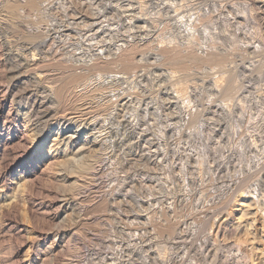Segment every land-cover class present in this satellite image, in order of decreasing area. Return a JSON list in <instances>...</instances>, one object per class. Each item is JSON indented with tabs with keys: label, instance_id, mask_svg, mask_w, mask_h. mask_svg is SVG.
Segmentation results:
<instances>
[{
	"label": "rangeland",
	"instance_id": "374dc122",
	"mask_svg": "<svg viewBox=\"0 0 264 264\" xmlns=\"http://www.w3.org/2000/svg\"><path fill=\"white\" fill-rule=\"evenodd\" d=\"M6 1L10 2L13 0H4V3ZM23 1L24 0L21 2ZM39 1L42 7L40 11H37L38 15L36 13L25 14L22 12L24 16L21 13L18 15L19 18L16 16L17 19H12L11 17L8 19L5 7L4 11H2L3 14L2 12L0 13L3 19L2 20L0 17V98H2L0 99V264H98L100 261L99 264H263L264 159L262 158H264V6L257 4L255 0L253 2L252 0ZM199 1H202L201 4ZM42 10L45 11V13L42 12ZM178 11L181 12L178 13ZM210 11L213 12V14ZM202 14L204 16H202ZM21 15L23 18H21ZM180 15L182 17H180ZM178 17L181 20L178 19ZM21 19L25 22H20ZM11 20L14 24H12ZM94 22L98 24L96 25ZM207 22L208 24H206ZM169 24H171V26ZM191 26L195 28L193 29ZM189 30H191V32ZM28 32L31 34L34 33L35 35L29 36L30 34H28L27 36ZM87 32L90 33L88 34ZM203 33L205 34L203 35ZM31 37L36 39L31 40L33 39ZM205 38H207V40ZM31 41H34L32 43L37 42V46H41L46 51L50 50L48 52H38L37 56L41 64L38 63L39 65L35 66V69L28 68L31 70L30 71L20 67L17 60H14L13 52L14 50L20 51L21 48L22 51L25 46L29 47ZM121 42L124 46H129L125 47L127 50L128 48H133V57L131 56L133 64H128L130 67L120 61H114L113 63L109 53H103V58L96 59L98 63L102 64L100 68L96 70H91L90 67H86V65H84L85 67L82 66V59L91 63V61H89L90 55L96 51L98 52L97 49L110 48L109 50L114 52L117 50V43L121 44ZM215 43L216 45H214ZM159 45L162 47H178L182 53L184 51V56L182 58H188L189 60L183 59V62L181 58V61L179 60L175 63L174 60L169 58L170 62H168L169 60H165L168 58H161L162 54L167 53V51L164 52L165 49L163 50ZM257 45L258 48L255 49L256 51L253 50ZM124 46L121 48L125 49ZM7 48H9V50ZM123 49H118L117 51H122ZM60 50H62L61 52L63 53H61ZM81 50L90 52V55L82 57L83 53H80L81 55L72 54V52L79 53ZM215 53L217 55H215ZM203 55L205 57L202 61L203 63L204 60H206V56L210 58L207 60L212 62L215 58H219L218 55H220L223 61H220L221 59L219 58L220 60L215 59L216 63L213 61L212 64L210 62H205L203 64L200 61L202 59H200V57H203ZM58 56L59 58H57ZM10 57H12V59ZM56 58L57 60H55ZM194 58L196 60H194ZM7 60L12 63L7 62ZM13 60L20 68L13 63ZM181 62L183 64H181ZM144 63L147 64L145 65ZM10 64L13 65L9 67ZM14 65L16 68L12 69ZM69 68H73L77 73H82L83 77L88 76V81L92 82V86L90 85L89 87L90 89L96 86L97 83L94 82L96 81L94 78H96L95 76L99 72L102 75L120 74L119 76H121V78L119 79L120 81H117L118 79L116 81H111L112 84L109 83L106 85L107 87L104 86L105 89L99 92L97 91L93 96L96 97L95 99L86 98V100H81V102L79 100L80 105L79 102H77L78 100L74 101L72 97L70 99L65 98L64 95L61 94L58 96V93L53 91V102L47 103V106L53 103L51 107L54 105V108H58L62 111L66 109V111H70H65L66 113L59 112L60 115H65L67 113L72 114L74 111H80L81 103L86 102L88 105H86L87 108L83 111L84 113L86 112V123L93 124L90 126L91 129L88 128L85 131L76 132L80 124L77 123L68 126L69 128L66 129V125L60 127L56 123V118L54 117H58L59 113L55 114L56 116L51 115L49 126L45 127V125H43L45 128L39 133L42 137L37 136L38 148L37 151L34 150L33 152L29 150L32 145L31 142L28 143L29 145H25L24 143L20 144L21 142H18L17 139V136L22 132L27 133L28 131V135L32 132V127H27L25 120L21 117V113L25 112L24 107L16 108V112L20 114L21 117L20 124L17 126L15 122L16 118L13 114L8 112L13 111L11 110V106H9L8 103L3 107L4 101H9L13 98L12 94L21 92L23 90L22 86H26V82L22 83L23 80L26 81L28 78L34 77L35 74H44L46 79L44 78V81L41 83L43 86L58 89V86L60 88V86L66 85L69 81V77H67L70 72ZM84 68L86 70L88 68L90 71L87 70L85 72ZM209 68L212 70H209ZM17 70H21L22 72L19 71L21 74L17 73L18 76L13 75ZM208 70L209 72H207ZM48 72L50 73L48 74ZM228 74L230 78L233 79L230 80L229 76H226ZM89 76L92 79L89 78ZM131 77L133 79H131ZM216 77H219L218 80L221 77H223L224 80H229H226L227 82L222 80L226 85L220 81L222 82L221 86L220 82L214 84ZM21 80L22 82H20ZM19 82L22 84H19ZM234 83L236 84L235 86H238L240 89H235L234 92L236 93L234 94L225 89L227 93H230V95L227 94L224 88ZM32 86L34 87V84ZM32 86L28 89H32ZM217 86L223 89L219 90ZM127 88H130L129 91ZM44 92V89L40 88L39 93L43 95L45 94ZM223 95L225 96L222 97ZM55 96L56 98L58 96V98L55 99ZM237 100L238 103L236 102ZM221 106L222 108H220ZM94 123H96V125ZM229 123L231 124L229 125ZM149 128L151 130H149ZM64 129L66 133L61 137V134L58 133ZM199 133L201 134L199 135ZM227 137H230V140ZM236 138L239 139L237 140ZM179 139L181 141H179ZM242 139H244V141ZM238 145H241L242 148ZM41 147L43 148L41 149ZM225 147L226 150H224ZM96 148L98 149L96 150ZM39 152L45 154L44 158L38 155ZM162 153L164 154L162 155ZM242 154L244 155L242 156ZM70 156L71 158L73 156L72 160L81 161L83 158L84 161L86 160L87 162L92 157L93 160L90 159V163L92 162V165H96H93L94 168L92 167L93 169L90 171L92 174L90 173L91 176L89 175L85 182L86 184L83 183L84 181H79L76 178V174L72 175L75 168L67 163ZM84 156L88 158V160ZM181 158L184 160L182 161ZM21 159L22 161L26 159V164H28L25 170L22 169L21 172L15 171L14 173L11 172V165L13 162L20 161ZM65 160L67 162L63 163L62 161ZM49 162L54 165L51 164V167ZM226 170L228 172H226ZM71 172L72 174H70ZM208 173L211 174L209 175ZM22 178H25V180L28 178L27 182L25 180L23 181ZM29 178L31 179L29 180ZM224 182L225 184L222 185ZM77 184L79 186H77ZM171 184H173V186ZM158 189L160 190V194ZM242 192L249 198V202H254L256 205L258 204L256 210H254V214H252L254 218H250V222H253L254 220L252 219H255L253 222V228H255L253 229V233L256 235L255 240H249L247 236L248 233L243 223L244 221L242 218H239L241 217L239 197L240 193L243 194ZM162 193L165 194L163 195ZM221 196L222 198H220ZM177 214L179 216H177ZM260 214L263 215V217ZM167 227L168 229H165ZM76 228L78 230H75ZM237 239H239V242H237ZM241 240L243 242H241ZM18 241L19 243H17ZM12 243L17 245L18 248L14 249L15 252L13 253L9 251V253L6 252L8 246ZM240 243H242V245ZM162 244H167V247ZM238 244H240L241 247L238 246ZM167 261L169 262L167 263Z\"/></svg>",
	"mask_w": 264,
	"mask_h": 264
},
{
	"label": "bare ground",
	"instance_id": "6f19581e",
	"mask_svg": "<svg viewBox=\"0 0 264 264\" xmlns=\"http://www.w3.org/2000/svg\"><path fill=\"white\" fill-rule=\"evenodd\" d=\"M19 1H20V3H19ZM19 1H17V0H13V1H6L5 3H4V0H0V13L2 12V11H4V7L6 8L5 10L7 11V17H8V19H10L9 17H11L12 19H17V18H19L18 17V15H20L22 12L23 13H25V14H27V13H29V14H32V13H36L37 15H38V13H37V11H40V9H41V7H42V5H41V3H40V1L39 0H24L23 2H21L22 0H19ZM94 1V0H93ZM101 1V0H100ZM136 1V0H135ZM164 1V0H163ZM180 1V0H179ZM184 1V0H183ZM218 1V0H217ZM222 1V0H221ZM246 1V0H245ZM254 0H252V2H253ZM52 2V1H51ZM174 2V1H173ZM200 2V1H199ZM202 2V1H201ZM201 2H200V4H201ZM206 2V1H205ZM211 2V1H210ZM235 2V1H234ZM255 2L257 3V4H260V5H262V6H264V0H255ZM96 3V2H95ZM170 3V2H169ZM177 3V2H176ZM243 3V2H242ZM128 4H131V3H128ZM167 4V3H166ZM165 4V5H166ZM191 4V3H190ZM246 5V4H245ZM130 6V5H129ZM215 6V5H214ZM113 7V6H112ZM170 7V6H169ZM45 8V7H44ZM47 8V7H46ZM130 8V7H129ZM132 8V7H131ZM167 8V7H166ZM178 8V7H177ZM195 8V7H194ZM214 8V7H213ZM217 8V7H216ZM49 9V8H48ZM141 9V8H140ZM174 9V8H173ZM182 9V8H181ZM162 10V9H161ZM179 10V9H178ZM183 10L185 11V9H184V7H183ZM195 10V9H194ZM212 10V9H211ZM214 10H216V9H214ZM21 11V12H20ZM124 11V10H123ZM136 11V10H135ZM139 11V10H138ZM156 11V10H155ZM154 11V12H155ZM167 11V10H166ZM177 11V10H176ZM263 11V10H262ZM42 12H44L45 13V11H43L42 10ZM153 12V13H154ZM179 12H181V11H178V13ZM192 12V11H191ZM211 12V11H210ZM217 12V11H216ZM22 13V14H23ZM129 13V12H128ZM141 13V12H140ZM144 13V12H143ZM158 13H159V11H158ZM177 13V12H176ZM202 13V12H201ZM200 13V14H201ZM212 14H213V12H211ZM264 13V12H263ZM2 14H3V12H2ZM152 14V13H151ZM183 14V13H182ZM199 14V15H200ZM238 14V13H237ZM36 15V16H37ZM99 15V14H98ZM132 15V14H131ZM140 15V14H139ZM150 15V14H149ZM166 15V14H165ZM171 16H173L172 14H170ZM179 15V14H178ZM209 15V14H208ZM6 16V15H5ZM16 16H17V18H16ZM23 16H24V14H23ZM23 16L21 15V18H23ZM29 16V15H28ZM28 16H26V17H28ZM32 16V15H31ZM186 16V15H185ZM202 16H204L203 14H202ZM263 16V15H262ZM1 17V16H0ZM4 17V16H3ZM6 17V18H7ZM14 17V18H13ZM26 17H24V18H26ZM33 17V16H32ZM131 17V16H130ZM166 17V16H165ZM180 17H182L181 15H180ZM200 17V16H199ZM211 17H212V15H211ZM217 17H218V14H217ZM245 17V16H244ZM5 18V17H4ZM29 18V17H28ZM66 18V17H65ZM177 18V17H176ZM184 18V17H183ZM202 18H204V17H202ZM1 19H2V17H1ZM31 19V18H30ZM178 19H180L179 17H178ZM191 19V18H190ZM258 19V18H257ZM3 20V19H2ZM1 20V21H2ZM7 20V19H6ZM168 20V19H167ZM181 20V19H180ZM188 20V19H187ZM186 20V21H187ZM193 20V19H192ZM209 20V19H208ZM215 20V19H214ZM246 20V19H245ZM7 21H9V20H7ZM12 21V20H11ZM19 21V20H18ZM191 21V20H190ZM199 21V20H198ZM221 21V20H220ZM243 21V20H242ZM259 21V20H258ZM20 22H25V21H23L22 19H21V21ZM97 22V21H96ZM96 22H94V23H96ZM201 22H202V20H201ZM204 22H205V20H204ZM5 23V22H4ZM11 23V22H10ZM15 23H17V22H15ZM19 23V22H18ZM57 23V22H56ZM103 23V22H102ZM101 23V24H102ZM124 23V22H123ZM122 23V24H123ZM170 23V22H169ZM197 23V22H196ZM199 23V22H198ZM243 23V22H242ZM247 23V22H246ZM7 24V23H6ZM12 24H14L13 23V21H12ZM25 24V23H24ZM54 24V23H53ZM90 24V23H89ZM98 23H96V25H97ZM105 24V23H104ZM154 24V23H153ZM175 24V23H174ZM184 24V23H183ZM189 24V23H188ZM202 24V23H201ZM206 24H208V22L206 23ZM218 24V23H217ZM245 24V23H244ZM17 25H20V24H17ZM88 25V24H87ZM94 25V24H93ZM145 25V24H144ZM163 25V24H162ZM170 26H171V24H169ZM186 25V24H185ZM191 25V24H190ZM195 25H197V24H195ZM200 25V24H199ZM210 25V24H209ZM213 25V24H212ZM249 25V24H248ZM260 25V24H259ZM263 25H264V17H263ZM58 26V25H57ZM166 26V25H165ZM207 26V25H206ZM6 27H7V25H6ZM6 27H3V28H6ZM100 27V26H99ZM156 27V26H155ZM167 27H168V25H167ZM178 27H180V26H178ZM192 27V26H191ZM3 28H1V29H3ZM68 28H69V26H68ZM87 28H88V26H87ZM111 28V27H110ZM124 28V27H123ZM126 28V27H125ZM147 28V27H146ZM171 28V27H170ZM193 29L195 28V27H192ZM203 28V27H202ZM221 28V27H220ZM247 28V27H246ZM251 28V27H250ZM20 29H22V28H20ZM47 29V28H46ZM97 29V28H96ZM117 29V28H116ZM128 29V28H127ZM130 29V28H129ZM138 29V28H137ZM180 29V28H179ZM189 29V28H188ZM209 29V28H208ZM216 29V28H215ZM256 29V28H255ZM50 30V29H49ZM120 30V29H119ZM217 30V29H216ZM115 31V30H114ZM133 31V30H132ZM143 31V30H142ZM154 31V30H153ZM190 32H191V30H189ZM194 31V30H193ZM210 31V30H209ZM221 31V30H220ZM249 31V30H248ZM39 32V31H38ZM37 32V33H38ZM55 32V31H54ZM120 32V31H119ZM147 32V31H146ZM196 32V31H195ZM207 32V31H206ZM244 32V31H243ZM261 32V31H260ZM48 33H49V31H48ZM88 33V32H87ZM90 33V32H89ZM88 33V34H89ZM142 33V32H141ZM223 33V32H222ZM249 33V32H248ZM255 33V32H254ZM259 33V32H258ZM28 34H30L29 36H31V35H35L34 33L33 34H31V33H27V36H28ZM135 34V33H134ZM205 33H203V35H204ZM207 34V33H206ZM256 34V33H255ZM261 34V33H260ZM48 35V34H47ZM58 35H59V33H58ZM66 35H67V33H66ZM65 35V36H66ZM69 35V34H68ZM131 35V34H130ZM156 35V34H155ZM193 35H195V34H193ZM200 35V34H199ZM210 35V34H209ZM208 35V36H209ZM214 35H216V34H214ZM223 35V34H222ZM230 35V34H229ZM3 36V35H2ZM27 36H25V37H27ZM49 36V35H48ZM53 36V35H52ZM86 36V35H85ZM126 36H127V34H126ZM138 36V35H137ZM231 36V35H230ZM236 36V35H235ZM244 36V35H243ZM251 36V35H250ZM260 36V35H259ZM35 37H37V36H35ZM136 37V36H135ZM145 37V36H144ZM147 37V36H146ZM156 37V36H155ZM189 37H190V35H189ZM218 37V36H217ZM222 37V36H221ZM234 37V36H233ZM245 37V36H244ZM243 37V38H244ZM31 38H33V39H31V40H34V39H36V38H34V37H31ZM133 38V37H132ZM132 38H131V40H132ZM160 38V37H159ZM199 38V37H198ZM210 38V37H209ZM208 38V39H209ZM3 39V38H2ZM8 39V38H7ZM61 39V38H60ZM66 39H67V37H66ZM100 39V38H99ZM125 39V38H124ZM128 39H129V37H128ZM127 39V40H128ZM152 39H153V37H152ZM178 39V38H177ZM188 39V38H187ZM206 40H207V38H205ZM219 39V38H218ZM233 39V38H232ZM6 40V39H5ZM5 40H3V41H5ZM62 40V39H61ZM130 40V39H129ZM134 40V39H133ZM143 40V39H142ZM172 40V39H171ZM182 40V39H181ZM196 40V39H195ZM231 40V39H230ZM237 40V39H236ZM241 40V39H240ZM51 41V40H50ZM68 41V40H67ZM92 41V40H91ZM91 41H90V43H91ZM122 41V40H121ZM141 41V40H140ZM170 41V40H169ZM176 41V40H175ZM178 41V40H177ZM201 41V40H200ZM209 41V40H208ZM207 41V42H208ZM233 41V40H232ZM231 41V42H232ZM32 42H34V41H31L30 43H31V45L30 44H28V45H30L29 47L28 46H25L24 48H23V50L21 51V49H20V51H15L14 50V52H13V54H14V60L16 59L17 60V63L20 65V67L21 68H25L26 70L28 69V68H30V69H35V66H37V65H39V64H41V63H39V58H38V56H37V54H38V52H48V51H46V50H44L41 46H37V42L36 43H32ZM120 42V41H119ZM130 42V41H129ZM135 42V41H134ZM133 42V43H134ZM151 42V41H150ZM149 42V43H150ZM179 42V41H178ZM191 42V41H190ZM223 42V41H222ZM245 42H247V41H245ZM259 42V41H258ZM1 43H2V41H1ZM9 43V42H8ZM41 43V42H40ZM43 43V42H42ZM98 43H100V42H98ZM125 43V42H124ZM140 43V42H139ZM153 43H154V41H153ZM169 43V42H168ZM201 43H203V42H201ZM209 43H210V41H209ZM236 43V42H235ZM249 43V42H248ZM248 43H247V45H248ZM4 44V43H3ZM38 44H39V42H38ZM127 44V43H126ZM208 44V43H207ZM228 44V43H227ZM250 44V43H249ZM88 45H90V44H88ZM117 45H118V47H117V50L119 49V50H121V49H123V48H121L122 46H124V44H122V42H121V44H118L117 43ZM136 45V44H135ZM139 45V44H138ZM150 45V44H149ZM156 45V44H155ZM164 45V44H163ZM168 45V44H167ZM176 45H178V44H176ZM192 45V44H191ZM214 45H216V43L214 44ZM218 45V44H217ZM233 45V44H232ZM253 45V44H252ZM255 45V44H254ZM12 46V45H11ZM52 46V45H51ZM128 46V45H127ZM127 46H124V48L125 47H127ZM160 46V45H159ZM170 46V45H169ZM186 46V45H185ZM196 46V45H195ZM201 46V45H200ZM210 46V45H209ZM208 46V47H209ZM213 46V45H212ZM256 46V45H255ZM254 46V47H255ZM9 47V46H8ZM13 47V46H12ZM23 47V46H22ZM44 47V46H43ZM76 47V46H75ZM115 47V46H114ZM129 47V46H128ZM132 47V46H131ZM133 47H134V45H133ZM163 50H164V52L165 51H167V53H164V54H162V57L161 58H168V59H165V60H169V58L171 59V60H174V62L176 63V61H181V58L184 56L183 54H184V51H183V53L179 50V48L177 47H168V46H164V47H162V46H160ZM193 47V46H192ZM204 47H206V46H204ZM61 48V47H60ZM71 48V47H70ZM80 48V47H79ZM83 48V47H82ZM91 48V47H90ZM108 48V47H107ZM185 48V47H184ZM233 48H234V46H233ZM241 48H243V47H241ZM256 48H258V45H257V47H255L253 50H255ZM8 50H9V48H7ZM17 49V48H16ZM58 49V48H57ZM110 48H108V49H106V48H102V49H97L98 50V52L96 53V52H94L93 54H89L90 52H88V51H86V52H84V51H80L79 53H77V52H72V54L73 53H75V54H80V53H83V55H82V57L83 56H85V55H90V59H89V61H91V63H89L87 60H83L82 59V66H84V65H86V67L87 66H89L90 67V69L91 70H96V69H98V68H100V66L102 65L101 63H98L97 61H96V59L97 58H103L104 56H102L103 55V53H109V55H111V58H112V60H113V63H114V61H120V62H122L123 64H127V66L128 67H130L129 65H131V63L133 64V60H132V58H131V56L133 55V48H128V50L125 48V49H123L122 51H117L116 49V51H112V50H109ZM135 49V48H134ZM167 49V50H166ZM171 49V50H170ZM187 49V48H186ZM190 49V48H189ZM188 49V50H189ZM192 49V48H191ZM201 49V48H200ZM204 49V48H203ZM213 49V48H212ZM224 49V48H223ZM223 49H222V51H223ZM231 49V48H230ZM239 49V48H238ZM3 50V49H2ZM12 50V49H11ZM96 50V49H95ZM185 50V49H184ZM235 50V49H234ZM242 50V49H241ZM59 51V50H58ZM62 50H60V52H61ZM76 51V50H75ZM135 51V50H134ZM160 51V50H159ZM162 51V50H161ZM191 51V50H190ZM193 51V50H192ZM195 51V50H194ZM206 51H208V50H206ZM230 51V50H229ZM256 51V50H255ZM5 52V51H4ZM50 52H52V51H50ZM154 52V51H153ZM203 52V51H202ZM210 52V51H209ZM213 52V51H212ZM220 52V51H219ZM260 52V51H259ZM262 52V51H261ZM264 52V51H263ZM55 53V52H54ZM61 53H63V52H61ZM186 53V52H185ZM187 53H188V51H187ZM186 53V54H187ZM200 53V52H199ZM214 53V52H213ZM213 53H210L211 55L213 54ZM256 53V52H255ZM10 54V53H9ZM156 54V53H155ZM204 54V53H203ZM220 54V53H219ZM222 54H223V52H222ZM222 54H221V56H222ZM239 54H242V53H239ZM48 55V54H47ZM62 55V54H61ZM81 55V54H80ZM108 55V56H109ZM197 55V54H196ZM214 55V54H213ZM215 55H217L216 53H215ZM225 55V54H224ZM235 55V54H234ZM252 55V54H251ZM51 56V55H50ZM76 56V55H75ZM107 56V57H108ZM158 56V55H157ZM193 56V55H192ZM200 56H202V55H200ZM210 56V55H209ZM219 56V58H220V55H218ZM1 57V56H0ZM49 57V56H48ZM64 57H65V55H64ZM67 57H69V56H67ZM72 57V56H71ZM81 57V56H80ZM133 57V56H132ZM147 57V56H146ZM154 57V56H153ZM217 57V56H216ZM11 59H12V57H10ZM46 58V57H45ZM52 58V57H51ZM57 58H59V56L57 57ZM57 58L55 59V60H57ZM73 58V57H72ZM106 58V57H105ZM141 58V57H140ZM198 58V57H197ZM202 58V59H201ZM212 58V57H211ZM218 57L217 58H215V59H219ZM222 58V57H221ZM220 58V59H221ZM224 58V57H223ZM251 58V57H250ZM10 59V60H11ZM69 59V58H68ZM78 59V58H77ZM99 59V60H100ZM147 59V58H146ZM183 59H185V58H182V60ZM188 59V58H187ZM187 59H185V60H187ZM200 61H201V63H203L202 61H203V59H205V57H204V55H203V57H200ZM209 60L210 58L209 57H207L206 56V60ZM213 59H214V56H213ZM213 59H211V60H213ZM215 59L213 60L214 61V63H216L215 62ZM219 59V60H220ZM230 59H232V58H230ZM239 59V58H238ZM242 59V58H241ZM9 60V59H8ZM7 60V62H9ZM13 60V61H14ZM49 60V59H48ZM93 60V61H92ZM98 60V59H97ZM106 60V59H105ZM111 60V59H110ZM137 60V59H136ZM143 60V59H142ZM155 60V59H154ZM189 60V59H188ZM187 60V61H188ZM194 60H196L195 58H194ZM198 60H199V58H198ZM206 60H204V63L205 62H210V61H206ZM232 60H234V59H232ZM243 60V59H242ZM253 60V59H252ZM64 61V60H63ZM87 61V62H86ZM101 61V60H100ZM104 61V60H103ZM107 61V60H106ZM151 61V60H150ZM200 61H198V62H200ZM212 61V62H213ZM220 61H223L222 59L220 60ZM230 61V60H229ZM244 61V60H243ZM250 61V60H249ZM261 61V60H260ZM7 62H5V63H7ZM48 62V61H47ZM61 62H62V60H61ZM76 62V61H75ZM143 62V61H142ZM147 62V61H146ZM163 62V61H162ZM167 62V61H166ZM168 62H170V60L168 61ZM183 62H184V60H183ZM194 62V61H193ZM197 62V63H198ZM212 62H210L211 64H212ZM219 62V61H218ZM225 62V61H224ZM9 63H12L11 61L9 62ZM8 63V64H9ZM14 64H15V61L13 62ZM16 63V64H17ZM39 63V64H38ZM50 63V62H49ZM108 63V62H107ZM161 63V62H160ZM186 63V62H185ZM194 63H196V62H194ZM203 63V64H204ZM209 63V64H210ZM219 63H222V62H219ZM232 63V62H231ZM251 63V62H250ZM15 64V65H16ZM67 64V63H66ZM65 64V65H66ZM100 64V65H99ZM103 64H104V62H103ZM129 64V65H128ZM136 64V63H135ZM139 64V63H138ZM145 64V63H144ZM147 64V63H146ZM145 64V65H146ZM149 64V63H148ZM156 64V63H155ZM158 64V63H157ZM168 64V63H167ZM173 64V63H172ZM181 64H183L182 62H181ZM199 64V63H198ZM208 64V63H207ZM224 64V63H223ZM258 64V63H257ZM11 65H13V64H10V66L9 67H11ZM13 66L12 67V69L13 68H16V66ZM108 65V64H107ZM140 65V64H139ZM176 65V64H175ZM201 65V64H200ZM214 65V64H213ZM221 65V64H220ZM225 65V64H224ZM260 65V64H259ZM68 66V65H67ZM80 66V65H79ZM126 66V65H125ZM126 66V67H127ZM164 66V65H163ZM178 66V65H177ZM185 66V65H184ZM190 66V65H189ZM199 66V65H198ZM207 66V65H206ZM212 66V65H211ZM229 66H230V64H229ZM235 66H238V65H235ZM258 66V65H257ZM261 66V65H260ZM17 67H19V66H17ZM19 67V68H20ZM62 67V66H61ZM70 67V66H69ZM85 67V66H84ZM125 67V68H126ZM146 67V66H145ZM149 67V66H148ZM154 67V66H153ZM157 67H158V65H157ZM179 67H180V65H179ZM187 67H188V65H187ZM215 67V66H214ZM132 68V67H131ZM189 68V67H188ZM233 69H236L235 67H232ZM252 68V67H251ZM6 69V68H5ZM30 69H28V70H30ZM70 70V72L68 73V75H67V77H69V81H68V79H67V84L66 85H62V87L60 86V88H59V86H58V89H53L52 87H46V86H43V85H41V83H42V81H44V74H42V73H40L39 75L38 74H35L34 75V77H31V78H28L26 81L25 80H23V82H22V80L20 81V82H22V83H25L26 84V86H22V91L21 92H17V93H14V94H12L13 95V98H11L9 101L8 100H5L4 101V104H3V107H5L8 103H9V106H11V110H13V111H8V112H10V114H13L14 115V117L16 118V125L18 126L19 124H20V119H21V117L23 118V120H25V124L27 125V127H29V128H31L32 127V132H30V135L32 136H30V135H28L27 133H28V131H27V133L26 132H22L21 134H19L18 136H17V139H18V142H21L20 144H22V143H24L25 145H27L28 143H32V145L30 146V148H29V150H31V151H33L34 152V150L35 151H37V136H41V134H39L41 131H42V129L43 128H45V127H48L49 126V120H50V117H51V115L52 116H54L55 114H58L60 111V113H62V112H65L64 110L62 111V110H60V109H58V108H54V105H53V107H51V105L53 104H49L50 106H47V103H51V102H53V100H52V97L54 98V96H52V93H53V91L55 92V93H58V96H59V94H61V95H64V97L65 98H68V99H70L71 97H72V99L74 98V101L75 100H78L77 102H79V100H80V102H81V100H86V98H96V97H93L95 94H96V92L98 91H100V90H103V89H105L104 88V86H106L107 84H112L111 83V81H116L117 79V81H120L119 79L121 78V76H119V75H102V74H100V72L99 73H97V75H96V73H95V77L96 78H94L96 81H94L95 83H97L96 84V86L94 87V88H92L91 87V89L89 88L90 87V85L92 84V82L91 81H88V79H87V77H83L82 75V73L80 74V73H77L73 68L71 69V68H69ZM85 69V68H84ZM145 69V68H144ZM221 69V68H220ZM9 70V69H8ZM11 70V69H10ZM22 70V69H21ZM21 70H19V71H21ZM77 70V69H76ZM78 70H79V68H78ZM87 70H89L88 68H87ZM86 69H85V72L87 71ZM105 70V69H104ZM129 70V69H128ZM134 70V69H133ZM187 70V69H186ZM209 70H212V69H210L209 68ZM209 70L207 71V72H209ZM222 70H223V68H222ZM227 70V69H226ZM230 70V69H229ZM258 70V69H257ZM18 70H17V72L15 71L14 73L15 74H13V75H15V76H18V74L17 73H19V74H21L20 72H19ZM31 71V70H30ZM90 71V70H89ZM88 71V72H89ZM124 71V70H123ZM126 71V70H125ZM150 71V70H149ZM217 71V70H216ZM224 71V70H223ZM232 71V70H231ZM235 71V70H234ZM239 71H240V69H239ZM238 71V72H239ZM256 71V70H255ZM9 72V71H8ZM22 72V71H21ZM25 72V71H24ZM93 72V71H92ZM97 72V71H96ZM105 72V71H104ZM130 72V71H129ZM207 72H206V74H207ZM211 72V71H210ZM230 72V71H229ZM235 72H237V71H235ZM50 72H48V74H49ZM154 73V72H153ZM216 73V72H215ZM224 73V72H223ZM249 73V72H248ZM255 73V72H254ZM89 74V73H88ZM91 74V73H90ZM93 74V73H92ZM117 74V73H116ZM170 74V73H169ZM174 74V73H173ZM218 74H219V72H218ZM217 74V75H218ZM230 74H231V72H230ZM237 74V73H236ZM240 74V73H239ZM62 75H64V74H62ZM61 75V76H62ZM94 75V74H93ZM92 75V76H93ZM132 75V74H131ZM213 75H215V74H213ZM33 76V75H32ZM60 76V77H61ZM128 76V75H127ZM133 76V75H132ZM136 76V75H135ZM142 76V75H141ZM146 76V75H145ZM226 76H229V74L228 75H226ZM9 77V76H8ZM125 77V76H124ZM134 77V76H133ZM152 77V76H151ZM232 77V76H231ZM234 77V76H233ZM239 77V76H238ZM245 77V76H244ZM50 78V77H49ZM86 78V79H85ZM89 78H91L90 76H89ZM136 78V77H135ZM201 78V77H200ZM204 78V77H203ZM216 78H217V81H216ZM215 78V82H214V84H216V82H220V81H222V80H224V78L223 77H221L219 80H218V78L219 77H216ZM227 78V77H226ZM225 78V79H226ZM229 78H230V76H229ZM46 79V78H45ZM48 79V78H47ZM59 79V78H58ZM64 79V78H63ZM92 79V78H91ZM124 79V78H123ZM128 79V78H127ZM126 79V80H127ZM130 79V78H129ZM131 79H133L132 77H131ZM150 79V78H149ZM231 79H233V78H230V80ZM245 79V78H244ZM9 80V79H8ZM61 80V79H60ZM90 80V79H89ZM125 80V81H126ZM139 80V79H138ZM152 80V79H151ZM155 80V79H154ZM173 80V79H172ZM212 80V79H211ZM226 80H229V79H226ZM226 80H224V81H226ZM125 81H122V82H125ZM132 81V80H131ZM239 81V80H238ZM238 81H235V82H238ZM19 82V84H22V83H20ZM51 82H52V80H51ZM56 82H58V81H56ZM91 82V83H90ZM105 82H106V84H105ZM127 82V81H126ZM130 82V81H129ZM128 82V83H129ZM147 82V81H146ZM152 82V81H151ZM170 82V81H169ZM202 82V81H201ZM223 82V81H222ZM222 82H220L221 84V86H222ZM227 82V81H226ZM50 83V82H49ZM53 83V82H52ZM61 83H63V82H61ZM136 83V82H135ZM164 83V82H163ZM195 83H198V82H195ZM224 83V82H223ZM231 83H233V82H231ZM29 84H31V85H29ZM34 84V87L32 86ZM44 84V83H43ZM126 84V83H125ZM153 84V83H152ZM186 84V83H185ZM194 84V83H193ZM200 84H202V83H200ZM225 84V83H224ZM240 84V83H239ZM28 85V86H27ZM56 85V84H55ZM54 85V86H55ZM59 85V84H58ZM94 85V84H93ZM139 85V84H138ZM142 85V84H141ZM143 85H145V84H143ZM151 85V84H150ZM154 85V84H153ZM161 85H163V84H161ZM191 85V84H190ZM199 85V84H198ZM219 85V84H218ZM219 85V86H220ZM226 85V84H225ZM236 84L234 83V84H230L229 86H226L227 88H224V85H223V88H224V90L226 89V90H229L228 92H232L233 94L234 93H236V92H234L235 91V89L236 90H238V89H240V88H238V86L236 87L235 86ZM242 85H244V84H242ZM241 85V86H242ZM30 86H32L33 88L32 89H28ZM92 86V85H91ZM149 86V85H148ZM165 86V85H164ZM185 86V85H184ZM193 86V85H192ZM210 86V85H209ZM216 86V85H215ZM253 86V85H252ZM107 87V86H106ZM122 87V86H121ZM190 87V86H189ZM195 87V86H194ZM213 87V86H212ZM212 87H211V89H212ZM218 87V86H217ZM217 87H215V88H217ZM247 87V86H246ZM40 88H42V89H44V93L45 94H43V95H41V93H39V91H40ZM126 88V87H125ZM138 88V87H137ZM152 88V87H151ZM186 88H188V87H186ZM192 88V87H191ZM199 88V87H198ZM219 88V90L220 89H223V88H221V87H218ZM114 89V88H113ZM120 89V88H119ZM128 89V88H127ZM130 89V88H129ZM129 89H128V91H129ZM195 89V88H194ZM202 89V88H201ZM123 90V89H122ZM196 90V89H195ZM225 90V91H226ZM17 91H18V89H17ZM47 91H48V93H47ZM107 91H109V90H107ZM127 91V90H126ZM174 91V90H173ZM183 91V90H182ZM188 91V90H187ZM198 91V90H197ZM203 91V90H202ZM225 91H223V92H225ZM9 92V91H8ZM153 92V91H152ZM189 92V91H188ZM248 92H250V91H248ZM138 93H140V92H138ZM142 93V92H141ZM209 93V92H208ZM212 93V92H211ZM215 93V92H214ZM226 93H227V91H226ZM225 93V95L227 96V94H229L230 95V93H227L226 94ZM231 93V94H232ZM238 93V92H237ZM252 93V92H251ZM3 94V93H2ZM130 94V93H129ZM134 94V93H133ZM144 94H145V92H144ZM182 94V93H181ZM245 94V93H244ZM248 94V93H247ZM11 95V96H12ZM55 95V94H54ZM117 95V94H116ZM121 95V94H120ZM219 95V94H218ZM225 95H223L222 97H224ZM236 95V94H235ZM58 96H57V98H58ZM92 96V97H91ZM97 96V95H96ZM145 96H146V94H145ZM181 96V95H180ZM62 97V96H61ZM129 97V96H128ZM143 97V96H142ZM219 97H220V95H219ZM221 97V98H222ZM234 97V96H233ZM237 97V96H236ZM56 98V96H55V99H57ZM63 98V97H62ZM135 98V97H134ZM151 98H152V96H151ZM172 98V97H171ZM200 98H201V95H200ZM211 98V97H210ZM213 98V97H212ZM220 98V99H221ZM226 98V97H225ZM230 98V97H229ZM0 99H2V98H0ZM9 99V98H8ZM60 99V98H59ZM64 99V98H63ZM89 99V100H90ZM136 99H137V97H136ZM236 99V98H235ZM240 99V98H239ZM132 100V99H131ZM215 100V99H214ZM219 100V99H218ZM222 100V99H221ZM227 100V99H226ZM232 100H233V98H232ZM242 100V99H241ZM1 101V100H0ZM66 101V100H65ZM68 101V100H67ZM212 101H213V99H212ZM243 101V100H242ZM80 102H79V105H80ZM84 102V101H83ZM178 102V101H177ZM224 102H226V101H224ZM229 102V101H228ZM231 102H233V101H231ZM237 103H238V100L236 101ZM73 103V102H72ZM89 103H91V102H89ZM152 103V102H151ZM175 103V102H174ZM179 103V102H178ZM221 103V102H220ZM11 104V105H10ZM56 104V103H55ZM62 104V103H61ZM64 104H67V103H64ZM91 104H93V103H91ZM225 104V103H224ZM15 105H17V106H15ZM86 105H88V103H81V106H80V108H81V110L80 111H78V112H75L74 111V113H72V114H69V113H67V114H62V115H60V113H59V115H58V117H54V118H56V123L60 126V127H62L63 125H66L67 127H66V129H68L69 127L68 126H71V125H74V124H80L79 126H78V128H77V131L76 132H80V131H85V130H87L88 128L89 129H91V125L93 124V123H91V124H87L86 123V120H87V118H85V113L83 112L87 107H86ZM154 105V104H153ZM152 105V106H153ZM169 105V104H168ZM175 105V104H174ZM239 105V104H238ZM101 106V105H100ZM127 106V105H126ZM138 106V105H137ZM146 106V105H145ZM229 106V105H228ZM20 108V107H24V109H25V112H22L21 113V117H20V114H18L17 112H16V108ZM56 107V106H55ZM63 107H64V105H63ZM77 107V106H76ZM211 107V106H210ZM231 107V106H230ZM234 107V106H233ZM10 108V107H9ZM65 108V107H64ZM79 108V109H80ZM220 108H222V106L220 107ZM52 109V110H51ZM63 109V108H62ZM91 109V108H90ZM142 109V108H141ZM208 109V108H207ZM225 109V108H224ZM69 110H71V109H69ZM183 110V109H182ZM187 110V109H186ZM201 110V109H200ZM221 110V109H220ZM15 111V112H14ZM72 111V110H71ZM129 111V110H128ZM150 111V110H149ZM158 111V110H157ZM161 111V110H160ZM228 111V110H227ZM8 112H7V114H8ZM66 112H70V111H66ZM65 112V113H66ZM109 112V111H108ZM126 112V111H125ZM134 112V111H133ZM197 112V111H196ZM112 113V112H111ZM117 113V112H116ZM120 113V112H119ZM195 113V112H194ZM193 113V114H194ZM245 113V112H244ZM97 114V113H96ZM102 114V113H101ZM172 114V113H171ZM192 114V113H191ZM216 114V113H215ZM241 114V113H240ZM69 115V116H68ZM107 115V114H106ZM109 115V114H108ZM174 115V114H173ZM186 115V114H185ZM194 115H196V114H194ZM213 115V114H212ZM228 115H229V113H228ZM235 115V114H234ZM10 116V115H9ZM56 116V115H55ZM122 116H124V115H122ZM224 116H226V115H224ZM223 116V117H224ZM231 116V115H230ZM13 117V116H12ZM99 117H100V115H99ZM125 117V116H124ZM186 117V116H185ZM212 117V116H211ZM229 117V116H228ZM53 118V119H54ZM167 118V117H166ZM209 118V117H208ZM10 119V118H9ZM104 119V118H103ZM122 119V118H121ZM131 119V118H130ZM181 119V118H180ZM189 119V118H188ZM192 119V118H191ZM215 119V118H214ZM117 120V119H116ZM229 120V119H228ZM14 121V120H13ZM12 121V122H13ZM92 121H94V120H92ZM145 121V120H144ZM107 122V121H106ZM148 122V121H147ZM170 122V121H169ZM168 122V123H169ZM184 122V121H183ZM199 122H200V120H199ZM226 122V121H225ZM14 123V122H13ZM127 123V122H126ZM215 123V122H214ZM95 125H96V123H94ZM115 124V123H114ZM132 124V123H131ZM205 124V123H204ZM226 124V123H225ZM231 123H229V125H230ZM43 125H45V127L43 126ZM125 125V124H124ZM147 125V124H146ZM178 125V124H177ZM201 125H202V123H201ZM228 125V124H227ZM99 126V125H98ZM100 126H101V124H100ZM126 126H128V125H126ZM139 126V125H138ZM150 126H152V125H150ZM184 126V125H183ZM196 126H197V124H196ZM249 126V125H248ZM262 126V125H261ZM26 127V126H25ZM96 127V126H95ZM143 127H145V126H143ZM148 127V126H147ZM160 127V126H159ZM165 127V126H164ZM170 127V126H169ZM177 127V126H176ZM185 127V126H184ZM192 127V126H191ZM218 127V126H217ZM228 127H230V126H228ZM246 127H247V125H246ZM28 128V129H29ZM102 128V127H101ZM142 128V127H141ZM152 128V127H151ZM179 128V127H178ZM180 128H182V127H180ZM213 128V127H212ZM215 128V127H214ZM227 128V127H226ZM225 128V129H226ZM248 128V127H247ZM252 128V127H251ZM255 128V127H254ZM187 129V128H186ZM204 129V128H203ZM211 129V128H210ZM223 129H224V127H223ZM249 129V128H248ZM27 130V129H26ZM101 130V129H100ZM142 130V129H141ZM149 130H151L150 128H149ZM230 130V129H229ZM235 130V129H234ZM255 130V129H254ZM92 131V130H91ZM107 131V130H106ZM180 131V130H179ZM178 131V132H179ZM243 131V130H242ZM247 131V130H246ZM256 131V130H255ZM254 131V132H255ZM264 131V130H263ZM109 132V131H108ZM126 132V131H125ZM228 132V131H227ZM260 132V131H259ZM65 129L63 130V131H61V132H59L58 134H61V137L62 136H64L65 135ZM139 133V132H138ZM157 133H159V132H157ZM201 133H203V132H201ZM201 133H199V135L201 134ZM43 134V133H42ZM57 134V135H58ZM99 134H101V133H99ZM176 134V133H175ZM188 134V133H187ZM189 134H191V133H189ZM111 135V134H110ZM160 135V134H159ZM169 135V134H168ZM244 135V134H243ZM262 135V134H261ZM260 135V136H261ZM73 136V135H72ZM104 136V135H103ZM132 136V135H131ZM154 136V135H153ZM162 136H163V134H162ZM171 136V135H170ZM170 136H169V138H170ZM178 136V135H177ZM181 136V135H180ZM190 136V135H189ZM211 136V135H210ZM226 136V135H225ZM240 136V135H239ZM42 137V136H41ZM60 137V138H61ZM124 137V136H123ZM164 137V136H163ZM209 137V136H208ZM207 137V138H208ZM220 137V136H219ZM252 137V136H251ZM15 138V137H14ZM150 138V137H149ZM148 138V139H149ZM157 138V137H156ZM188 138V137H187ZM193 138V137H192ZM205 138V137H204ZM209 138H211V137H209ZM227 138H229V140H230V137H227ZM250 138V137H249ZM254 138V137H253ZM181 139H182V137H181ZM213 139V138H212ZM221 139H222V137H221ZM237 140L239 139V138H236ZM246 139V138H245ZM260 139H262V138H260ZM95 140V139H94ZM134 140V139H133ZM161 140V139H160ZM202 140V139H201ZM217 140V139H216ZM215 140V141H216ZM228 140V139H227ZM243 141H244V139H242ZM247 140V139H246ZM254 140H255V138H254ZM115 141V140H114ZM116 141H118V140H116ZM153 141H155V140H153ZM172 141V140H171ZM179 141H181L180 139H179ZM203 141V140H202ZM201 141V142H202ZM205 141V140H204ZM258 141V140H257ZM105 142V141H104ZM129 142V141H128ZM127 142V143H128ZM137 142V141H136ZM144 142V141H143ZM151 142V141H150ZM168 142V141H167ZM173 142V141H172ZM229 142V141H228ZM256 142V141H255ZM259 142V141H258ZM180 143V142H179ZM178 143V144H179ZM187 143V142H186ZM231 143V142H230ZM254 143V142H253ZM253 143H252V145H253ZM257 143V142H256ZM263 143V142H262ZM159 144H160V142H159ZM226 144V143H225ZM228 144V143H227ZM231 144H233V143H231ZM29 145V144H28ZM97 145V144H96ZM129 145V144H128ZM148 145V144H147ZM209 145V144H208ZM245 145V144H244ZM255 145V144H254ZM258 145V144H257ZM22 146H24V145H22ZM21 146V147H22ZM193 146V145H192ZM217 146V145H216ZM220 146V145H219ZM236 146V145H235ZM239 146V145H238ZM241 146V145H240ZM239 146V147H240ZM24 147H26V146H24ZM84 147V146H83ZM83 147H81V148H83ZM129 147V146H128ZM142 147H143V145H142ZM188 147H189V144H188ZM214 147V146H213ZM226 147H227V145H226ZM226 147H225V149L224 150H226ZM243 147H245V146H243ZM264 147V146H263ZM43 147H41V149H42ZM80 148V149H81ZM91 148H92V146H91ZM99 148V147H98ZM98 148H96V150L98 149ZM114 148V147H113ZM144 148V147H143ZM172 148V147H171ZM192 148V147H191ZM202 148V147H201ZM219 148V147H218ZM241 148H242V146H241ZM22 149H23V147H22ZM105 149V148H104ZM103 149V150H104ZM118 149V148H117ZM122 149V148H121ZM145 149V148H144ZM154 149V148H153ZM152 149V150H153ZM220 149V148H219ZM263 149V148H262ZM83 150V149H82ZM92 150H93V148H92ZM91 150V151H92ZM115 150V149H114ZM113 150V151H114ZM123 150V149H122ZM151 150V149H150ZM157 150V149H156ZM155 150V151H156ZM238 150V149H237ZM240 150V149H239ZM243 150V149H242ZM24 151H25V149H24ZM38 151H39V149H38ZM89 151V150H88ZM170 151V150H169ZM195 151V150H194ZM198 151V150H197ZM202 151V150H201ZM246 151V150H245ZM250 151V150H249ZM257 151H259V150H257ZM93 152V151H92ZM123 152H124V150H123ZM256 152V151H255ZM260 152H261V150H260ZM28 153H29V151H28ZM114 153V152H113ZM136 153V152H135ZM144 153V152H143ZM146 153V152H145ZM187 153V152H186ZM190 153V152H189ZM228 153V152H227ZM240 153V152H239ZM246 153V152H245ZM259 153V152H258ZM105 154V153H104ZM150 154V153H149ZM157 154V153H156ZM164 153H162V155H163ZM170 154V153H169ZM199 154V153H198ZM255 154V153H254ZM38 155H40V156H42L43 158H44V156H45V154L44 153H41V152H39L38 153ZM170 155H172V154H170ZM211 155V154H210ZM237 155H238V153H237ZM244 154H242V156H243ZM250 155V154H249ZM257 155V154H256ZM263 155V154H262ZM29 156V155H28ZM27 156V157H28ZM63 156V155H62ZM96 156H97V154H96ZM147 156H148V154H147ZM157 156V155H156ZM180 156V155H179ZM204 156V155H203ZM246 156V155H245ZM253 156V155H252ZM83 157V156H82ZM85 157V156H84ZM150 157V156H149ZM174 157V156H173ZM204 157H206V156H204ZM231 157V156H230ZM234 157V156H233ZM239 157V156H238ZM256 157V156H255ZM29 158V157H28ZM69 158V157H68ZM70 158H71V156H70ZM68 159V162L65 160V161H62L63 163H65V162H67L68 164H70V165H72V167L73 168H75L74 169V173L72 174V169H71V173L70 174H72V175H74V174H76V178L79 180V181H84L83 183H85L86 182V180L88 179V177H89V175H90V171H92L91 169H93L94 168V166L96 165H92L91 163H90V159H92V157L89 159V161L87 162L86 160L84 161V159L82 160L81 158V161H76L75 159H73L72 160V158H73V156H72V158L71 159ZM86 158V157H85ZM104 158V157H103ZM102 158V159H103ZM147 158V157H146ZM145 158V159H146ZM203 158V157H202ZM208 158V157H207ZM218 158V157H217ZM216 158V159H217ZM223 158V157H222ZM2 159V158H1ZM78 159V158H77ZM87 160H88V158H86ZM178 159V158H177ZM186 159V158H185ZM232 159V158H231ZM238 159V158H237ZM246 159V158H245ZM257 159V158H256ZM262 159H264V158H262ZM93 160V159H92ZM151 160V159H150ZM172 160V159H171ZM180 160V159H179ZM181 160H182V158H181ZM184 160V159H183ZM182 160V161H183ZM219 160V159H218ZM222 160V159H221ZM254 160H255V158H254ZM12 161V160H11ZM138 161V160H137ZM147 161V160H146ZM167 161V160H166ZM186 161V160H185ZM187 161H188V159H187ZM202 161V160H201ZM249 161V160H248ZM252 161V160H251ZM52 162H53V160H52ZM140 162V161H139ZM210 162V161H209ZM236 162V161H235ZM239 162V161H238ZM250 162V161H249ZM183 163V162H182ZM186 163V162H185ZM255 163V162H254ZM262 163V162H261ZM48 164V163H47ZM51 164H53V163H51V162H49V165L51 166ZM171 164V163H170ZM174 164V163H173ZM201 164H202V162H201ZM220 164H221V162H220ZM235 164V163H234ZM247 164V163H246ZM251 164V163H250ZM26 165H28V164H26V159L25 160H23L22 161V159L20 160V161H14L13 162V164L11 165V172H17V171H19V172H21V170L23 169V170H25V168H26ZM54 165V164H53ZM181 165V164H180ZM193 165V164H192ZM200 165V164H199ZM232 165V164H231ZM238 165V164H237ZM47 166V165H46ZM99 166V165H98ZM146 166V165H145ZM164 166V165H163ZM183 166V165H182ZM195 166V165H194ZM205 166V165H204ZM209 166V165H208ZM245 166V165H244ZM247 166V165H246ZM52 167V166H51ZM63 167V166H62ZM70 167V166H69ZM93 167V168H92ZM154 167H156V166H154ZM168 167H170V166H168ZM184 167V166H183ZM214 167V166H213ZM248 167H249V165H248ZM247 167V168H248ZM259 167V166H258ZM145 168H147V167H145ZM151 168V167H150ZM178 168H179V166H178ZM206 168V167H205ZM237 168V167H236ZM238 168H239V166H238ZM237 168V169H238ZM259 168H262V167H259ZM29 169V168H28ZM96 169V168H95ZM148 169V168H147ZM154 169V168H153ZM180 169V168H179ZM182 169V168H181ZM186 169V168H185ZM194 169H195V167H194ZM234 169V168H233ZM236 169V170H237ZM258 169V168H257ZM256 169V170H257ZM35 170V169H34ZM43 170V169H42ZM45 170V169H44ZM163 170V169H162ZM166 170V169H165ZM228 170V169H227ZM226 170V172H228ZM239 170V169H238ZM237 170V171H238ZM244 170V169H243ZM251 170V169H250ZM261 170V169H260ZM33 171V170H32ZM68 171V170H67ZM96 171V170H95ZM196 171H198V170H196ZM208 171V170H207ZM211 171V170H210ZM215 171V170H214ZM213 171V172H214ZM230 171V170H229ZM249 171V170H248ZM255 171V170H254ZM258 171V170H257ZM262 171V170H261ZM70 172V171H69ZM174 172V171H173ZM182 172H183V169H182ZM192 172V171H191ZM194 172V171H193ZM245 172V171H244ZM136 173V172H135ZM177 173V172H176ZM231 173V172H230ZM238 173V172H237ZM240 173V172H239ZM31 174V173H30ZM55 174V173H54ZM53 174V175H54ZM92 174V173H91ZM97 174V173H96ZM162 174V173H161ZM164 174V173H163ZM167 174H168V172H167ZM173 174V173H172ZM209 174V173H208ZM211 174V173H210ZM209 174V175H210ZM216 174V173H215ZM251 174V173H250ZM71 175V176H72ZM174 175V174H173ZM191 175V174H190ZM230 175V174H229ZM91 176V175H90ZM157 176V175H156ZM169 176H170V174H169ZM175 176V175H174ZM189 176V175H188ZM197 176V175H196ZM195 176V177H196ZM208 176V175H207ZM220 176V175H219ZM232 176V175H231ZM230 176V177H231ZM235 176V175H234ZM244 176V175H243ZM242 176V177H243ZM258 176V175H257ZM28 177V176H27ZM65 177V176H64ZM97 177V176H96ZM160 177V176H159ZM168 177V176H167ZM180 177V176H179ZM226 177V176H225ZM247 177V176H246ZM250 177V176H249ZM63 178V177H62ZM62 178H61V181L63 182V180H62ZM204 178V177H203ZM214 178V177H213ZM218 178V177H217ZM216 178V179H217ZM248 178V177H247ZM23 179V178H22ZM31 178H29V180H30ZM66 179V178H65ZM96 179V178H95ZM94 179V180H95ZM153 179V178H152ZM166 179V178H165ZM172 179V178H171ZM178 179V178H177ZM193 179V178H192ZM225 179V178H224ZM231 179V178H230ZM243 179V178H242ZM250 179V178H249ZM25 180V178L23 179V181ZM27 180H28V178L25 180L26 182H27ZM169 180H170V178H169ZM180 180H181V178H180ZM222 180V179H221ZM236 180V179H235ZM262 180V179H261ZM22 181V180H21ZM78 181V182H79ZM156 181V180H155ZM161 181V180H160ZM186 181V180H185ZM203 181V180H202ZM224 181V180H223ZM238 181H240V180H238ZM1 182V181H0ZM77 182V181H76ZM95 182V181H94ZM241 182H243V181H241ZM253 182V181H252ZM257 182V181H256ZM255 182V183H256ZM259 182V181H258ZM5 183V182H4ZM124 183V182H123ZM165 183V182H164ZM169 183V182H168ZM168 183H167V186H168ZM173 183V182H172ZM228 183V182H227ZM235 183H237V182H235ZM248 183V182H247ZM86 184V183H85ZM148 184V183H147ZM195 184V183H194ZM207 184V183H206ZM220 184V183H219ZM223 184H225V182L224 183H222V185ZM239 184H242V183H239ZM131 185V184H130ZM165 185V184H164ZM172 186H173V184H171ZM227 185V184H226ZM236 185H238V184H236ZM77 186H79L78 184H77ZM81 186H82V184H81ZM145 186V185H144ZM176 186V185H175ZM174 186V187H175ZM249 186V185H248ZM259 186V185H258ZM225 187V186H224ZM223 187V188H224ZM240 187V186H239ZM242 187V186H241ZM256 187V186H255ZM2 188V187H1ZM22 188V187H21ZM20 188V189H21ZM90 188V187H89ZM163 188H164V186H163ZM19 189V190H20ZM77 189V188H76ZM167 189V188H166ZM260 189V188H259ZM95 190V189H94ZM159 190V189H158ZM168 190V189H167ZM247 190V189H246ZM249 190V189H248ZM258 190V189H257ZM17 191V190H16ZM74 191V190H73ZM113 191V190H112ZM162 191V190H161ZM168 191H170V190H168ZM220 191V190H219ZM233 191H234V189H233ZM260 191V190H259ZM1 192V191H0ZM15 192V191H14ZM71 192H72V190H71ZM106 192V191H105ZM109 192V191H108ZM114 192H115V190H114ZM226 192V191H225ZM260 192H262V191H260ZM83 193V192H82ZM81 193V194H82ZM153 193V192H152ZM158 193V192H157ZM233 193V192H232ZM243 193V192H242ZM73 194V193H72ZM77 194V193H76ZM80 194V195H81ZM159 194H160V190H159ZM163 194V193H162ZM165 194V193H164ZM163 194V195H164ZM167 194V193H166ZM248 194H249V192H248ZM20 195V194H19ZM71 195V194H70ZM75 195V194H74ZM155 195V194H154ZM253 195V194H252ZM225 196H227V195H225ZM249 196V195H248ZM65 197V196H64ZM147 197H149V196H147ZM151 197V196H150ZM168 197V196H167ZM249 197H251V196H249ZM253 197V196H252ZM12 198V197H11ZM10 198V199H11ZM86 198V197H85ZM169 198V197H168ZM220 198H222V196L220 197ZM231 198V197H230ZM240 200H239V205H240V214H241V217H239V218H242V220L244 221L243 223H244V226H245V230L247 231V233H248V238H249V240H255V234L253 233V229H255V228H253V226H254V221H255V219H252V220H254L253 222H250L251 220H250V218H252L253 216H252V214H254V210H256V207H258L254 202H249V198L248 197H246V195L243 193V194H241L240 193ZM16 199V198H15ZM156 199V198H155ZM163 199V198H162ZM179 199V198H178ZM234 199V198H233ZM261 199V198H260ZM264 199V198H263ZM17 200V199H16ZM145 200V199H144ZM251 200V199H250ZM258 200V199H257ZM257 200H255V201H257ZM233 201V200H232ZM10 202V201H9ZM79 202V201H78ZM222 202V201H221ZM225 202V201H224ZM153 203V202H152ZM237 203V202H236ZM259 203V202H258ZM79 204V203H78ZM89 204V203H88ZM149 204H151V203H149ZM264 204V203H263ZM69 205H71V204H69ZM148 205V204H147ZM260 205V204H259ZM149 206V205H148ZM151 206V205H150ZM93 207V206H92ZM152 207V206H151ZM158 207V206H157ZM263 207V206H262ZM150 208V207H149ZM163 208V207H162ZM180 208V207H179ZM206 208V207H205ZM208 208H209V206H208ZM260 208V207H259ZM91 209V208H90ZM148 209V208H147ZM146 209V210H147ZM172 209V208H171ZM207 209V208H206ZM214 210V209H213ZM150 211V210H149ZM152 211V210H151ZM139 212V211H138ZM141 212H143V211H141ZM86 213V212H85ZM134 213V212H133ZM136 213V212H135ZM140 213V212H139ZM147 213H149V212H147ZM155 213V212H154ZM264 213V212H263ZM79 214V213H78ZM128 214V213H127ZM131 214V213H130ZM182 214V213H181ZM140 215V214H139ZM208 215V214H207ZM261 215V214H260ZM86 216V215H85ZM145 216V215H144ZM177 216H179L178 214H177ZM191 216H193V215H191ZM205 216V215H204ZM251 216V217H250ZM262 217H263V215H261ZM88 217V216H87ZM137 217V216H136ZM149 217V216H148ZM160 217V216H159ZM212 217V216H211ZM246 217V218H245ZM174 218V217H173ZM180 218V217H179ZM193 218V217H192ZM254 218V217H253ZM83 219V218H82ZM99 219V218H98ZM123 219V218H122ZM139 219V218H138ZM155 219V218H154ZM160 219V218H159ZM164 219V218H163ZM198 219V218H197ZM206 219H207V217H206ZM76 220V219H75ZM240 220V219H239ZM137 221V220H136ZM149 221V220H148ZM193 221H194V219H193ZM208 221V220H207ZM128 222H130V221H128ZM144 222V221H143ZM151 222V221H150ZM163 222V221H162ZM169 222V221H168ZM172 222V221H171ZM192 222V221H191ZM83 223V222H82ZM137 223V222H136ZM139 223H140V221H139ZM146 223V222H145ZM167 223V222H166ZM184 223V222H183ZM194 223V222H193ZM264 224V223H263ZM137 225V224H136ZM158 225V224H157ZM192 225V224H191ZM160 226V225H159ZM163 226V225H162ZM168 226V225H167ZM177 226V225H176ZM194 226V225H193ZM155 227V226H154ZM156 227H158V226H156ZM173 227H175V226H173ZM240 227V226H239ZM169 228H170V226H169ZM214 228V227H213ZM138 229V228H137ZM137 229H136V231H137ZM154 229V228H153ZM161 229V228H160ZM165 229H168V227L167 228H165ZM174 229V228H173ZM75 230H78L77 228L75 229ZM152 230V229H151ZM156 230V229H155ZM154 230V231H155ZM172 230V229H171ZM181 230V229H180ZM135 231V232H136ZM145 231V230H144ZM153 231V232H154ZM157 231V230H156ZM166 231V230H165ZM165 231H163V232H165ZM255 231V230H254ZM76 232V231H75ZM132 232V231H131ZM134 232V231H133ZM168 232H170V231H168ZM173 232V231H172ZM172 232H171V234H172ZM125 233V232H124ZM127 233V232H126ZM129 233V232H128ZM165 233H167V232H165ZM174 233V232H173ZM148 234V233H147ZM162 234V233H161ZM197 234V233H196ZM200 234V233H199ZM138 235V234H137ZM140 235H142V234H140ZM154 235V234H153ZM159 235H160V233H159ZM164 235V234H163ZM169 235V234H168ZM178 235V234H177ZM183 235V234H182ZM127 236V235H126ZM139 236V235H138ZM155 236V235H154ZM171 236V235H170ZM169 236V237H170ZM210 236V235H209ZM168 237V238H169ZM126 238H128V237H126ZM130 238V237H129ZM136 238V237H135ZM177 238V237H176ZM133 239V238H132ZM159 239V238H158ZM165 239H167V238H165ZM170 239V238H169ZM168 239V240H169ZM185 239V238H184ZM244 239V238H243ZM258 239V238H257ZM126 240V239H125ZM157 240V239H156ZM179 240V239H178ZM208 240V239H207ZM239 239H237V242H239L238 241ZM245 240V239H244ZM248 240V241H249ZM261 240V239H260ZM147 241V240H146ZM146 241H144V242H146ZM174 241V240H173ZM205 241V240H204ZM263 241V240H262ZM207 242V241H206ZM241 242H243L242 240H241ZM256 242V241H255ZM17 243H19V241L17 242ZM129 243V242H128ZM170 243V242H169ZM195 243V242H194ZM246 243V242H245ZM264 243V242H263ZM121 244V243H120ZM119 244V245H120ZM127 244V243H126ZM138 244V243H137ZM137 244H136V246H137ZM154 244V243H153ZM170 244H172V243H170ZM186 244V243H185ZM201 244V243H200ZM199 244V245H200ZM212 244V243H211ZM234 244H236V243H234ZM241 245H242V243H240ZM240 244H238V246H240ZM252 244H254V243H252ZM135 245V244H134ZM150 245H151V243H150ZM162 245H164L165 247H167V244L165 245V244H162ZM232 245V244H231ZM19 246V245H18ZM65 246V245H64ZM129 246V245H128ZM132 246V245H131ZM135 246V247H136ZM154 246H155V244H154ZM159 246V245H158ZM161 246V245H160ZM172 246V245H171ZM142 247V246H141ZM156 247V246H155ZM170 247V246H169ZM184 247V246H183ZM203 247V246H202ZM233 247V246H232ZM231 247V248H232ZM237 247V246H236ZM241 247V246H240ZM16 248H18L17 247V245H15L14 243H12V244H10L9 246H8V250H6V252H15V250L14 249H16ZM160 248V247H159ZM179 248V247H178ZM7 249V248H6ZM66 249V248H65ZM64 249V250H65ZM115 249V248H114ZM117 249V248H116ZM141 249V248H140ZM144 249V248H143ZM161 249H163V248H161ZM160 249V250H161ZM198 249V248H197ZM210 249V248H209ZM224 249H225V247H224ZM259 249V248H258ZM14 250V251H13ZM148 250V249H147ZM150 250V249H149ZM168 250V249H167ZM188 250V249H187ZM251 250V249H250ZM61 251V250H60ZM159 251V250H158ZM165 251V250H164ZM184 251H186V250H184ZM214 251H215V249H214ZM238 251H240V250H238ZM8 252V253H9ZM63 252V251H62ZM91 252V251H90ZM113 252H115V251H113ZM152 252V251H151ZM176 252V251H175ZM263 252V251H262ZM261 252V253H262ZM117 253V252H116ZM164 253V252H163ZM189 253V252H188ZM215 253V252H214ZM223 253V252H222ZM238 253V252H237ZM244 253V252H243ZM172 254V253H171ZM182 254V253H181ZM221 254V253H220ZM127 255V254H126ZM131 255V254H130ZM140 255V254H139ZM174 255V254H173ZM213 255V254H212ZM230 255V254H229ZM231 255H234V254H231ZM237 255V254H236ZM244 255V254H243ZM264 255V254H263ZM16 256V255H15ZM141 256V255H140ZM157 256V255H156ZM160 256V255H159ZM169 256V255H168ZM206 256V255H205ZM207 256H209V255H207ZM215 256V255H214ZM1 257V256H0ZM123 257V256H122ZM147 257V256H146ZM154 257V256H153ZM173 257V256H172ZM180 257H182V256H180ZM194 257H196V256H194ZM235 257V256H234ZM243 257V256H242ZM241 257V258H242ZM264 257V256H263ZM93 258H94V256H93ZM99 258V257H98ZM115 258V257H114ZM168 258V257H167ZM191 258V257H190ZM244 258V257H243ZM251 258V257H250ZM100 259V258H99ZM144 259V258H143ZM142 259V260H143ZM169 259V258H168ZM181 259V258H180ZM239 259V258H238ZM248 259V258H247ZM105 260V259H104ZM112 260V259H111ZM131 260V259H130ZM164 260V259H163ZM174 260H176V259H174ZM179 260V259H178ZM177 260V261H178ZM182 260V259H181ZM246 260V259H245ZM260 260V259H259ZM262 260H264V259H262ZM90 261V260H89ZM223 261V260H222ZM248 261V260H247ZM91 262V261H90ZM92 262H94V261H92ZM101 262V261H100ZM99 262V263H100ZM112 262V261H111ZM115 262V261H114ZM157 262V261H156ZM160 262V261H159ZM169 261H167V263H168ZM224 262V261H223ZM222 262V263H223ZM239 262V261H238ZM241 262V261H240ZM244 262V261H243ZM69 263V262H68ZM98 263V262H97ZM98 263V264H99ZM106 263H107V261H106ZM110 263V262H109ZM113 263V262H112ZM179 263V262H178ZM219 263V262H218ZM90 264V263H89ZM146 264V263H145ZM150 264V263H149ZM163 264V263H162ZM175 264V263H174ZM260 264V263H259ZM263 264H264V262H263Z\"/></svg>",
	"mask_w": 264,
	"mask_h": 264
}]
</instances>
